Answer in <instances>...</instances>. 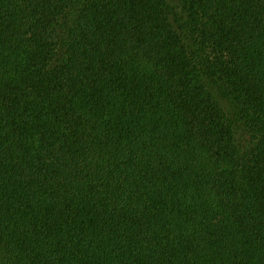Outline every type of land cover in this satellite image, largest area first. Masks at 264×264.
I'll return each instance as SVG.
<instances>
[{"label":"trees","instance_id":"obj_1","mask_svg":"<svg viewBox=\"0 0 264 264\" xmlns=\"http://www.w3.org/2000/svg\"><path fill=\"white\" fill-rule=\"evenodd\" d=\"M0 264H264V0H0Z\"/></svg>","mask_w":264,"mask_h":264}]
</instances>
